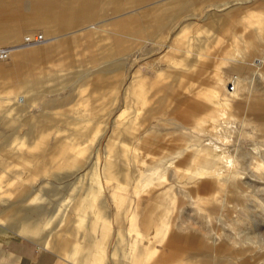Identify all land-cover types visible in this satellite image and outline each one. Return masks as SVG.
<instances>
[{"label":"rangeland","instance_id":"374dc122","mask_svg":"<svg viewBox=\"0 0 264 264\" xmlns=\"http://www.w3.org/2000/svg\"><path fill=\"white\" fill-rule=\"evenodd\" d=\"M153 1L144 0L131 8L120 11L113 9L112 5L108 4V9H103L100 16L91 17V20L86 24L91 23L102 29L86 36L83 40L79 38L80 35L76 32L75 36L78 39L75 41V45L70 49L66 45L62 52L57 55V57L63 58L52 57L53 62L63 64V61L66 64V67H63L61 71L65 82L47 81L43 76L44 82L40 84L41 87L51 88L52 91L47 92L49 95L36 98V102L29 107L31 113L26 114L22 121L17 118V120L12 119V109H10V115L0 114V147L3 148L2 144L5 142L11 148L10 135H15L16 139H24L27 144L28 142H40L43 147L45 140L43 134L44 132L48 134L45 148L51 141V154L46 153L44 155L41 148L34 145L29 147L25 144L20 145L19 159L11 157L8 153L10 157L7 158V161L11 163L10 167L14 168L13 170H21V179L26 173V178L32 179L31 183L34 181L38 185L42 184L37 193L43 195L44 189L51 188L53 206L56 204L53 201L57 196L69 192L72 185H69L68 182L71 178L78 175L82 177L89 169H93L97 176L94 182L88 179H80L76 182L84 183L86 190H88L87 188L94 189L99 194L102 206L104 205L102 210L108 211L110 221L114 220L113 212L117 205H119L118 210L126 207L127 215L120 214L119 223L124 225L125 222L128 225L129 214L131 224L134 227L132 229L133 240L141 239L148 246L145 251L148 264H163L166 261L163 258L167 254L165 241L174 232L175 235H173L176 239L174 241L168 239V241L178 243L180 247L186 248L184 253L189 254L187 256L190 262L195 261L197 264H264V35L260 36L262 37V57L254 54V60H259V62L252 67L251 73L247 76L237 74V77H234L236 70H225L223 72L224 87L221 88L220 86L219 92L217 88L215 94L211 93V105L193 108L194 112L191 116L183 110L186 101L179 103L183 107L182 109L173 107L175 103L173 95L181 91L180 87L171 90L164 89L168 95L160 101L159 105L157 104L156 99L162 95V92L157 91L161 84L160 81L149 88L147 102L140 109L136 108L139 106L137 102L130 100L127 103L120 95L111 99L112 92L119 93L122 88L119 85H112L116 78H122L128 83L132 75H138L145 77L146 80L156 82L157 77L164 74L165 77L161 80L163 82L171 81L176 70L186 67L181 63L173 62H182L186 57L197 58L191 52L180 49L173 53H167V56L168 54L173 56L169 61L163 56L164 48H159L158 37L169 42L173 36L172 33L185 26L196 30H202L206 27L208 31L197 36L212 39V42L209 41L211 47L206 46V48L197 49L198 52H207L212 56H207L205 61L196 65L190 63L185 68L186 78L193 81L192 86L197 90L198 86H202L212 79L213 63L220 55L219 49L215 45H220L223 48L225 45L229 46V43L234 42L236 36L231 32L242 30L243 27L240 23L245 21L244 16L253 17L252 14L256 10L252 8L264 5V0H257L256 3L249 0L237 1L232 4L237 8L229 9L233 14L232 19L207 26L200 21L188 23L191 19L188 16L173 17L172 15L163 20L164 25L161 30L154 25L156 22L151 17L139 15V10L142 8L154 6ZM215 2L213 0L204 1L203 5H213ZM21 4L22 6L17 7L16 2L14 4L12 2L10 4L5 3L11 9H0V25L17 22L21 10H34V7L30 6L26 0ZM188 4L185 3L184 5ZM64 5L70 6L69 3L65 2ZM120 5L128 6L129 4L124 0L121 1ZM194 5L200 4L194 3ZM127 16H130L129 20H127ZM88 20V18L84 19V22ZM129 21L132 24V31H137V34L126 29ZM174 24L176 27L171 29ZM249 28L247 27V29ZM37 31L42 32L45 36L41 29L35 28L34 32ZM188 36L193 35L188 34ZM246 36L254 37L253 35ZM44 42L45 39L31 43L21 42L15 46L42 47L41 44ZM201 43H208V41ZM9 45L10 43L7 42L0 43V47H8L9 51L15 48L9 47ZM84 45H87L88 48L84 49ZM107 46H112L115 49L109 55H104L102 53L103 48ZM184 48L186 47L184 46ZM222 59L230 63L226 55H223ZM102 60H107L108 65L96 66V62ZM6 61L7 59L0 60V64L3 65ZM48 64L42 61L40 68L45 70V66ZM90 67L99 70L93 73H97L95 75L99 76L101 80L98 82L92 78L87 83H84L83 80L77 81L76 78L80 74L78 72ZM30 71L28 74L32 75L33 71ZM11 77L14 84L7 85L10 88L5 91L0 88L1 109L3 93H8L11 96L14 94V100L17 101L19 92L27 94L28 91L26 88L18 89L24 87L16 83L23 77L21 72L12 73ZM238 77H243L245 80L240 96L236 97L233 96L234 91H237L236 87L235 90H231L230 87L232 83L234 84L233 79ZM181 84L185 85L186 83L182 81ZM95 86H101L100 91L106 93L100 92L99 96L93 93L96 96L87 99L92 106L105 108L109 112V114L107 113L109 121H107L108 123L104 121L107 114H89L91 123L94 122L97 126L106 127L103 130L91 131L87 141L83 140L80 145L77 142V145L66 147L68 160L62 159L63 153L61 152L64 150V142L57 144L54 142L58 140L59 134L65 135L69 131L66 128L69 125L58 123L64 129L56 130L54 127L47 128L49 124L47 122V129L37 134V137H32L35 133L32 129L33 119L40 118L38 109H43V105L42 103L40 105L39 101L53 98V92H60L62 95L59 98L60 103L57 106L51 105V110L46 114V117L56 119L70 117L74 115V103L78 100L77 93L82 88L83 92H89ZM33 88L34 85H31L29 91L38 93V88L35 90ZM10 100L9 98L4 99V104L6 105ZM192 100H197V98L191 99L190 102H193ZM53 101L58 102L57 99ZM157 105L158 108L156 109ZM87 107L90 105L88 104ZM17 108H15L16 112ZM194 116L205 118L211 122V129L200 130L196 128L195 139L190 138V144L196 142L199 144L195 149L188 147L187 139L174 130L164 128L160 131L155 129L147 131L153 124L162 123L161 119L165 118L179 119L185 125L192 126ZM113 117H115V122L113 129L110 130ZM126 118L136 122L134 124L135 129L128 128L129 124ZM199 124L198 121L197 127ZM163 125L168 126L171 123L165 122L161 124V127ZM146 127L149 129L146 130ZM121 139H124L125 143L120 144ZM7 140L9 143L6 142ZM104 143L119 146L125 152L123 155L115 156L110 150L106 152ZM40 149L41 159L36 160L35 155L39 154ZM179 149V155L176 154L171 163L158 164L157 161L161 156L172 154ZM104 152L106 153L102 156ZM1 154L8 155L4 152ZM44 158L46 164L43 163ZM109 160L115 175L114 177L110 176L111 178H108L107 175L105 178L103 165L104 161L109 162ZM45 165L46 167H43ZM192 165H197V168L203 166L206 168H198L196 170L197 177L189 179L186 174L191 173ZM23 167H27V169L22 170ZM149 168L162 172L163 178L160 184L155 181L154 185L140 190L132 181V173L145 171ZM3 172L4 176H11V169H5ZM42 178L50 179L52 185L43 182ZM115 183L116 185H114ZM11 185L0 186V205L10 203L7 201H10L12 197L13 186ZM166 186H170L171 190L164 199L159 196L161 190ZM26 191L25 193H30V189ZM112 191L116 192L114 196L109 194ZM15 198L16 196H13L12 199ZM2 199L4 201H1ZM69 200L71 201V199L66 198L65 202L61 203L62 206L69 204ZM97 201L95 199L93 203L97 204ZM11 221L16 223V219ZM115 223L117 224V222ZM166 223L167 227L164 225ZM14 226L15 224L8 223L5 228L11 233L33 238L41 245H44V241L48 237V233L45 234V232L42 234L21 233ZM55 250L60 255H64L62 251ZM164 264L176 263L170 259Z\"/></svg>","mask_w":264,"mask_h":264},{"label":"crops","instance_id":"0c3cea01","mask_svg":"<svg viewBox=\"0 0 264 264\" xmlns=\"http://www.w3.org/2000/svg\"><path fill=\"white\" fill-rule=\"evenodd\" d=\"M26 1L27 3H30V6L34 7V10H21L19 11V19L17 22L4 23L0 25V43L7 42L10 43L9 47H15L10 49L9 57L5 64H0V88L3 91L8 90L10 87L7 85L14 84L11 74L21 72L23 77L16 83H19L24 87H19L18 89L22 90V88H26V90H28L27 94L19 92L17 94L19 99H17V101L14 100V94L11 96L8 93H3V103L2 109L0 107V114L6 116L10 115V109H12V119L17 118L20 121L23 120L26 114L31 113L29 107H31L33 103L36 102V98L47 94L49 95L47 92L52 91L50 88L51 86L49 87L50 89H45L43 86L41 87L40 84H43L44 82V78H42L43 76L47 81L57 80L58 83L65 82V78L63 77L61 71L63 67H66V64H64L63 61V64L53 62L52 57H57V55L62 52L66 45L69 47V49L75 45V41L78 39V37L75 36L76 32L79 33V38L83 40L86 36H89L90 34L102 29L101 27L94 26L91 23L86 24L91 20V17L96 18L100 16L103 9H108V4H111L113 9L120 11L124 10L125 8H131L134 5L143 2L144 0H125L129 4L128 6L120 5L121 1L124 0ZM204 1L209 0H154V6L142 8L139 10V15L142 17H151L156 22L154 25H156L160 30L164 25L163 20L172 15L173 17L188 16L191 18L188 23L200 21L203 23V25L207 26L208 24L232 19L233 14L229 9L237 8V6H233L232 4L242 0H213L216 1L213 5H203ZM249 1L254 3L257 2V0ZM11 2L13 4L16 2L17 7H20L22 6L20 3H24V0H0V9H11L5 5V3L10 4ZM64 2L69 3L70 6H65ZM185 3L189 4L184 5ZM194 3H199L200 5H194ZM252 9H255L256 12L252 14L253 17H249V15L244 16L245 21L240 23L243 27L242 30L236 31L237 33L231 32L234 36H236V39L233 40L234 42L229 43V46L225 45L223 48L220 45H215L219 49L218 52L220 55L217 56L218 59L213 63L214 69L212 73V79L205 82V84L202 86H198L197 90H195L192 86L193 81L190 78H186L187 72L185 68L189 66L190 63H192V65H196L205 61L207 56H212L210 53L197 51V49L206 48V46L211 47V43H209V41L212 42V39H206L197 36L200 33L207 32L208 29L206 27L202 28V30H196L189 29L190 27L185 26L180 28L175 33H172L173 36L169 42L158 37L157 42L159 43V48H164L165 51L163 56H165L169 61L171 58H173V56H169V54L167 56V53H173L180 49L191 52L192 54L196 55L197 58L194 59L192 57H186L182 62H173L181 63L186 67L176 70L171 81L163 82L161 79L165 77L164 74L157 77L158 79H156V82L146 80L145 77L138 75H132L128 83L126 80H122V78H116L114 83L112 82V85H119L122 88L119 93L112 92L111 99L117 95H120V97L125 99L127 103L130 100L137 102L139 106H136V108L140 109L142 105L146 104L147 102V92L149 88L153 85L155 86L157 82L160 81L161 84L157 88V91L162 92V95L158 96L156 99L158 105L160 101L163 100L164 97L166 98L168 95L164 89L171 90L175 87H180L181 91L173 95L175 101L173 107L182 109L183 107H181L179 103L186 101V106L185 109L183 108V110L189 113L190 116L197 106L205 107L211 105V93L215 94L217 88L219 92L220 89L224 87L223 72L225 70H236L234 73L236 76L234 77H237V74L247 76L251 73L252 67H254V65L258 64L259 62V60H254V54H257L258 56L260 55L259 57H262V37L260 36L264 35V5L255 6V8ZM87 18L89 20L84 22V19ZM129 19L130 16H127V20ZM127 24L128 25L126 29L130 30V32H133L131 22L129 21ZM175 25L176 24H174L171 29L176 27ZM247 27L250 28L247 29ZM35 28L41 29L44 32L45 42L41 44L42 47L30 46L27 48L15 46L22 42L21 40L24 34L36 33L34 32ZM136 32L137 31L133 33ZM181 34L184 36H179ZM188 34L193 36H188ZM246 35H253L254 37L249 38ZM202 41H208V43H201ZM184 46L186 48H184ZM86 48H88V46L84 45V49ZM193 48L196 50H193ZM114 49L115 48L112 46H107L103 48L102 53L104 55H109L112 51H114ZM223 55L227 56V60L230 61V63L223 61ZM58 57L56 59H58ZM62 58L63 57H60V59ZM42 61H44V63H49L48 66H45V70L44 68H40V63ZM96 64V66L100 67L108 65L107 60L96 62ZM30 70L33 71L32 75L28 74ZM95 71L99 70L95 69L94 67L81 70L78 72L80 74L76 80H83L84 83H87L92 78H94L95 81L99 82L101 78L95 75L97 73H93ZM182 81H185L186 84L182 85ZM31 85H34V90L38 88V93H35L36 91L32 93L29 91ZM100 87L101 86H95L89 92H83L82 88L80 92L77 93L78 100L74 103V115L70 117L67 116L58 119L46 117V114L51 110V105L57 106V104L60 103L59 98L62 96L60 92H53V98L39 101L40 105L42 103L43 109H38L41 117L33 119L34 123L32 125V129L35 131V133L32 137H37V134H39L41 131L44 132L47 128L51 127H54L56 130H63L64 128L58 125V123L69 125L66 126L69 131L66 132L65 135L59 134L58 140L54 142L55 144L58 142H64V150L61 152L63 153L62 159L64 158V160H68L69 157L66 154L68 153L66 152V147H71L77 145L78 143L80 145L83 140L87 141V137L90 136L91 131L95 129L103 130L106 127L97 126L94 124V122L91 123V118L88 116L89 114L97 113H104V115L107 113L109 114L105 108L103 109L99 106H92V104L87 99L91 97L94 98L96 95L99 96L100 92L106 93L104 91H100ZM12 89L15 88L12 87ZM93 93H96V95ZM169 96H171V94ZM192 97L197 98V100H192L193 102H190V100L193 99ZM8 98L11 100L5 105L4 99ZM54 99H57L58 102L53 101ZM88 104L90 107H87ZM158 105L156 109L158 108ZM16 107H18L17 112L15 109ZM150 107L155 108L153 106ZM108 114L105 116V122L109 121ZM134 117L136 116L134 115ZM129 119L130 118H126L127 123L129 124L128 128L135 129L136 126H134V124H136V122ZM95 120H97V118H95ZM161 121L162 123L157 122V124H153L150 129L146 127V130L149 129L147 131H151L155 129L160 131L164 128L174 130L179 133L180 136L186 138L188 147H192L193 149L196 148L198 143L196 142L190 144V138L195 139L196 128H199L200 130L211 129V122L199 116H194L192 126L185 125L184 122L179 119L165 118L161 119ZM198 121L200 124L197 127ZM114 122L115 117H113V120L111 121L110 130L113 129L112 127ZM165 122H170L171 125H163L161 127V124ZM46 123L48 124L47 128ZM47 135L48 134L44 132L43 138L45 140L43 141V147L40 142H28L27 144V141L24 139H16L15 135H10L11 148H9V145H7V143L5 144V142L2 144L3 148L0 147V186L11 184V186H13V190L11 191V200L7 201L10 203L6 205H0V264H148V261L145 257V251L147 250L146 247L148 246H146V244L143 243L141 239L133 240L132 229L134 227L131 224V217H129V214L127 222L128 225L125 222L124 225L119 223L120 214L127 215L126 207L124 206L122 210H118L119 205H117L115 211L113 212L114 220L110 221L108 219V211L105 209L102 210L104 205L102 206V200H100L99 194L94 189L87 188L88 190H86L84 188V186H86L84 183L76 182V180L80 179H88L89 181L94 182L97 176L95 175L93 169H89L85 174H83L82 177L78 175L71 178L68 182L69 185H72L69 192L64 195L57 196L55 201H53L56 204L53 206L51 188L48 190L44 189L43 191L45 193L43 195L37 193V190H39V187L42 186V184L38 185L34 183V181L31 183L32 179L26 178V173L23 174L24 176L21 179V170L16 171L13 170L14 168L10 167L11 163L7 161V158L10 157L8 153H10L11 157L19 159L21 154L20 145L26 144L29 147L34 145L38 148H41L44 155L46 153L51 154V141L48 142V146L45 148V145L47 144ZM108 136V138H110V135ZM123 138L126 139V137ZM6 142L9 143V140ZM119 143H125L124 139H121ZM104 146L107 149L106 152L110 150L115 156L123 155V152H125L121 147L116 145L114 146L113 144L104 143ZM41 149L39 154L35 155L36 160L41 159ZM1 152L7 153L8 155L5 156L1 154ZM106 152H104L102 156H104ZM179 153L180 149L173 152L172 154L163 155L158 159L157 162L158 164L171 163L174 160L176 154L179 155ZM43 163L46 164L45 158ZM103 166V168H105L103 170L105 173V178H107V175L108 178L110 176L114 177L115 173L112 170L113 167L111 166L110 160L109 162L104 161ZM43 167H46V165ZM198 168L202 169L206 167L203 166ZM198 168L197 165H192V171L191 173L186 174L187 177L189 179L194 177L196 178V170ZM5 169H11V176H4L5 174L3 170ZM26 169L27 167H23L22 170ZM131 178L132 181L135 182V186L141 190L147 188L150 185H154L155 181L160 184L163 174L162 172H158L149 168L145 171L132 173ZM42 181L52 185L50 179L42 178ZM114 185H116V183ZM117 185L119 186L120 184ZM28 189H30V193H25ZM170 190L171 187L166 186L163 190H161L159 197L165 199ZM109 194L114 196L116 192L112 191ZM13 196H16L18 199H12ZM66 198L71 199V201L69 200L71 203L69 202V204L62 206ZM95 199L98 200L97 204L93 203V200ZM1 201L4 200L2 199ZM110 217L112 216L110 215ZM12 219H16V223L12 222ZM115 222H117V224ZM8 223L15 224L14 227L18 232L28 234H42L45 232V234L48 233V237H46L44 245H41L33 238L9 232L5 228ZM164 225L167 227V223ZM171 234L172 235H170L168 239L174 241V239H176L174 236L175 232ZM168 239L165 241V243L168 244H165L167 246V254L165 253L166 256L163 257L166 261L171 259L176 264H197L195 261L190 262L189 257L187 256L189 254L187 252L184 253V249L186 248L180 247L178 243H170ZM51 247L62 251L64 255H60L55 249ZM166 261L164 263H166Z\"/></svg>","mask_w":264,"mask_h":264},{"label":"built area","instance_id":"2783aa9c","mask_svg":"<svg viewBox=\"0 0 264 264\" xmlns=\"http://www.w3.org/2000/svg\"><path fill=\"white\" fill-rule=\"evenodd\" d=\"M43 39H44V36H43L42 32H40V31H37L34 34L27 33V34H24L22 36V42H24V43L37 42V41H41ZM8 53H9V48L1 46L0 47V60L7 58ZM230 88H232V86Z\"/></svg>","mask_w":264,"mask_h":264},{"label":"bare ground","instance_id":"6f19581e","mask_svg":"<svg viewBox=\"0 0 264 264\" xmlns=\"http://www.w3.org/2000/svg\"><path fill=\"white\" fill-rule=\"evenodd\" d=\"M225 4V3H224ZM215 7V6H214ZM219 7V6H218ZM216 8V7H215ZM44 39H45V37H44ZM9 53H10V51H9ZM9 53H8V56H7V58H5V59H8V57H9ZM5 59H1V60H5ZM244 78L243 77H238V78H235V79H233V82H234V84L232 83V89L231 90H233L235 87H236V89H237V91H234V93H233V96H240V93H241V91L243 90V86H242V84H243V82H244ZM225 81H223V83H224ZM235 90V89H234ZM180 124V123H179ZM184 126V125H183ZM199 174H202V172H199Z\"/></svg>","mask_w":264,"mask_h":264}]
</instances>
